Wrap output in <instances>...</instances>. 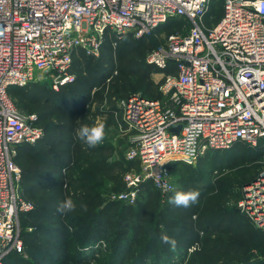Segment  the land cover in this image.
Instances as JSON below:
<instances>
[{
    "label": "built area",
    "instance_id": "built-area-1",
    "mask_svg": "<svg viewBox=\"0 0 264 264\" xmlns=\"http://www.w3.org/2000/svg\"><path fill=\"white\" fill-rule=\"evenodd\" d=\"M211 1L0 0V264L11 251L25 252L19 217L34 207L21 192L18 146L43 134L10 89L41 77L58 89L73 79L74 50L97 56L107 33L115 45L126 33L140 37L171 18L183 20L146 56L161 69L162 97L135 93L119 101L134 131L126 157L140 166L124 174L126 187L114 198L134 203L149 178L165 195L174 188L167 163L194 164L210 149L264 137V0H223L220 19L209 25ZM193 126L200 134L195 155L187 156ZM240 208L264 231V169L245 187Z\"/></svg>",
    "mask_w": 264,
    "mask_h": 264
},
{
    "label": "trees",
    "instance_id": "trees-1",
    "mask_svg": "<svg viewBox=\"0 0 264 264\" xmlns=\"http://www.w3.org/2000/svg\"><path fill=\"white\" fill-rule=\"evenodd\" d=\"M220 2L223 0L211 1L207 24L220 19ZM182 23V19L171 18L140 37L131 32L124 36L138 40L164 30L168 34ZM124 36L114 45L115 37L107 33L97 56L76 48L69 69L73 79L58 89L35 81L10 89L11 96L17 94L22 101L21 106L16 104L35 113L33 123L43 129L34 142L20 144L15 156L22 169L23 196L30 200L26 195L37 191L33 209L21 212L19 219L25 215L43 218L51 211L54 222L31 231L21 227L25 250L32 239L55 234L60 238L55 244L60 255H43L48 264H85L87 257L81 247L87 244L104 252L105 264H264L250 261L252 243L264 247L263 229L229 205L232 197L239 198L232 189L234 181L239 185L252 182L264 169L260 159L264 137L256 144L238 140L225 149H210L195 164L181 160L167 163L168 172L178 170L182 175L179 186L165 195L149 178L139 183L134 203L106 199L107 183L123 190L124 174L139 168L140 160L127 158L123 148L107 141L89 148L77 138L76 130L97 120L113 124L120 108L117 101L138 90L150 98L162 97L152 77L161 69L146 60L148 52L162 42L131 47L122 43ZM226 162L234 170H244L239 177H224L219 185L209 183L215 170H221ZM205 170L206 181L197 182L196 176ZM190 190L200 192L197 204L184 209L169 203L175 192ZM66 198H71L76 208L62 214L57 208ZM60 227L81 232L82 240L73 242L62 236ZM2 264L29 263L23 253L11 251Z\"/></svg>",
    "mask_w": 264,
    "mask_h": 264
},
{
    "label": "rangeland",
    "instance_id": "rangeland-1",
    "mask_svg": "<svg viewBox=\"0 0 264 264\" xmlns=\"http://www.w3.org/2000/svg\"><path fill=\"white\" fill-rule=\"evenodd\" d=\"M223 6V2H220V4L218 5V9L219 11L222 9ZM166 30L162 31V32H158L156 35H151L149 37L146 38H141V39H135L133 37H125L123 38V42L122 43H126L127 45L131 46V47H142L143 43H147L148 45L151 46H155L161 42H163V40L165 39L166 36ZM117 72V71H115ZM111 76V75H110ZM152 77L154 79V81L156 83L159 84V80L161 77V73H159V71H155L152 74ZM110 80V77H108L107 81ZM35 82L38 83H45V85L47 86H52L53 87V81L47 78H38ZM54 88V87H53ZM136 93H141L140 90L136 91ZM135 94V93H134ZM142 94V93H141ZM13 100L15 101V103H17L18 105L21 106L22 101L19 97V95H13ZM122 100V99H120ZM117 101L118 106L119 105V101ZM116 117V122H114L113 124H106V137L104 139V141L110 142L111 144L115 145V146H119L120 148H123L126 154L127 149L132 145V138L134 136V131H132L129 127H127V125L124 123L123 121V114H122V110L121 108H119V110L116 112L115 114ZM18 152V150H17ZM17 155V154H16ZM261 159V163L262 165H264V155L260 158ZM195 164V163H194ZM252 168L253 164H250ZM167 167V166H166ZM249 167V166H248ZM264 167H262L261 169H263ZM242 170H244V167H238L236 170L232 169L231 167H229L227 165V162L225 163V165L223 166V168L221 170H215V172L212 174V177L210 179L211 184L215 183L216 185L221 184V181L224 177L226 176H231L234 177L236 176H240V174L242 173ZM235 171V173H234ZM205 173V174H204ZM170 179L174 185V187H178L180 184V177L182 175V173L178 170H175L173 172H168ZM206 170L202 173H199L196 176V181L197 182H205L206 181ZM251 184V182L246 183L244 185H239L236 181H234L233 184V191L235 193H237L239 195L238 199H234V197H232L229 201V205L230 206H234L239 208L241 211L242 209L240 208V202L243 198L244 192H245V187L247 185ZM104 187V186H103ZM105 192L104 195L106 197V199L110 200V199H114L113 195L117 194L119 191H121L120 189H118V187H116L115 184L112 183H107V185L105 186ZM30 201L34 204L36 202V197H37V191H32L31 193L26 195ZM243 212V211H242ZM51 215V211L46 212L45 217H38V218H33L30 217L29 215H25L24 217H22L20 224L21 227L25 230L31 231L32 229H34L35 227L39 226V225H52L53 222V218L50 216ZM61 230L64 229V233L62 234V236L68 237L69 239H71V241H81V232L78 231H73L71 229H67L66 228H61ZM60 238L58 237V235H51L50 237L47 238H41V237H37L36 239H32L30 244H27V248L25 250V252L23 253V257L24 259L29 263V264H48V262L46 260L43 259V255H50L54 258L59 257V251L56 249L55 244L59 243ZM252 243L253 248H251L250 253H252V257H250V261L255 263V261H264V247L262 245H259L258 243ZM95 247V248H94ZM81 249H83V253L84 255L87 257L85 260V264H105L104 263V252L103 253H99V249L98 246L96 245H90L87 244L84 247H81ZM190 251L192 250V248L189 249ZM103 251H104V247H103ZM102 252V251H100ZM95 253V254H94ZM106 256H108V253H105ZM111 255V254H110ZM110 259V258H107ZM168 264H173L172 262L168 263Z\"/></svg>",
    "mask_w": 264,
    "mask_h": 264
},
{
    "label": "clouds",
    "instance_id": "clouds-1",
    "mask_svg": "<svg viewBox=\"0 0 264 264\" xmlns=\"http://www.w3.org/2000/svg\"><path fill=\"white\" fill-rule=\"evenodd\" d=\"M199 134L200 129L196 126H193L189 130V135L184 143L185 153L187 156L195 155L196 143ZM76 136L89 148H95L100 145L106 137V125L100 120H97L94 124H81V126L76 130ZM163 187L165 191L169 190L167 184L163 185ZM199 197V191H177L171 196L169 203L176 208L187 209L197 204ZM75 208L76 204L73 200L71 198H66L58 205L57 210L62 214H67L73 212Z\"/></svg>",
    "mask_w": 264,
    "mask_h": 264
},
{
    "label": "water",
    "instance_id": "water-1",
    "mask_svg": "<svg viewBox=\"0 0 264 264\" xmlns=\"http://www.w3.org/2000/svg\"><path fill=\"white\" fill-rule=\"evenodd\" d=\"M174 129H175V130H178V129H179V127H175Z\"/></svg>",
    "mask_w": 264,
    "mask_h": 264
}]
</instances>
